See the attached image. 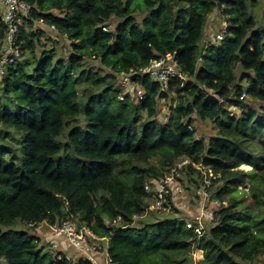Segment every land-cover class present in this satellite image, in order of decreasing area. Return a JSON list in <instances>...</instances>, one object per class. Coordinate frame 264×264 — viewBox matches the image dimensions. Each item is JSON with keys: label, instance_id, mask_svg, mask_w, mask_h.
<instances>
[{"label": "trees", "instance_id": "obj_1", "mask_svg": "<svg viewBox=\"0 0 264 264\" xmlns=\"http://www.w3.org/2000/svg\"><path fill=\"white\" fill-rule=\"evenodd\" d=\"M24 1L20 56L0 82V264H94L16 228L67 218L107 241L109 264H264V107L242 97L264 103V0ZM215 12L226 37L203 45ZM6 32L0 19V53ZM168 55L185 79L164 90L143 76L136 102L121 74ZM197 120L215 133L199 137ZM185 160L180 176L221 204L206 227L188 226L170 188L180 216L151 209L156 182Z\"/></svg>", "mask_w": 264, "mask_h": 264}, {"label": "built area", "instance_id": "obj_2", "mask_svg": "<svg viewBox=\"0 0 264 264\" xmlns=\"http://www.w3.org/2000/svg\"><path fill=\"white\" fill-rule=\"evenodd\" d=\"M0 10V19L4 24L7 25L6 37L3 40V47L0 53L1 81L5 72L4 66L7 63L14 62V58L20 56V47L17 43L18 33L20 30V26H22L23 24L24 19H26V17L31 14L32 8L24 0H0ZM108 28L109 27H104L103 29L108 31ZM222 32L223 33H219L217 35L220 41L221 39L223 40L226 37V30H223ZM172 57V55H168L166 58L154 59L146 67L132 68L130 71L122 73L120 76L121 83H123L125 87L130 89L131 91L138 92L141 95L140 99L145 98L143 89L141 88V86H139L138 83L143 76H150L154 81L160 83L164 90L167 89L171 80L176 78L185 79L183 70L177 64L176 60L172 61ZM187 163V160L179 162L178 165L173 168L172 173L170 175H168L165 179L159 181L160 184L157 185L156 190L152 194V197L155 200L153 205L151 206V209L153 211L159 212L172 210L171 205L168 203L167 196L169 188L173 195L176 194V191L172 188V186L169 185L170 181L168 180V178H174L175 175L179 174L178 169ZM205 179L207 184L211 183L207 177H205ZM147 188L149 189V185L147 186ZM220 206L221 204L219 203L217 204L216 208H219ZM194 223H203V219ZM194 223H191L189 221L188 226L192 227ZM30 226L32 227V224H30ZM37 227L38 226H35V228ZM52 235L58 237L59 239L63 238L67 240L69 242V245L81 251L86 248L90 250V247H92L93 251H95V242L100 239L95 233H93L89 229L78 230V228L72 223V220L69 218L65 219L61 224H56L53 227ZM52 245L54 248H57V240H54ZM97 254L98 250H96L95 254L92 257L85 255H83L82 257L87 258L92 263L96 264L98 262L96 259ZM110 261L111 259L109 258V263Z\"/></svg>", "mask_w": 264, "mask_h": 264}, {"label": "rangeland", "instance_id": "obj_3", "mask_svg": "<svg viewBox=\"0 0 264 264\" xmlns=\"http://www.w3.org/2000/svg\"><path fill=\"white\" fill-rule=\"evenodd\" d=\"M257 11L259 12L260 10H257ZM258 12L256 13V15L258 14ZM140 17L141 16H139V18ZM210 17L211 18L208 22L209 26L207 27V30L205 32L206 37L203 42V45L209 44V43L219 45L222 39L220 41L217 35L219 33H223L222 32L223 30H227L226 18L225 16H222L221 13L219 12H215ZM113 25H114V22H111V26H110L111 29H113ZM45 31L50 37H54L53 34L48 33L47 28L45 29ZM104 31L107 32V30H104ZM108 31H109V28H108ZM45 37L46 35L44 36V38ZM2 81H3V78L1 79L0 82ZM121 85L124 88V90H126L127 92L128 88H126L123 83H121ZM131 96L136 102L140 101L141 95L138 92L132 91ZM242 97H244L246 105L253 106L256 110H260L262 107H264V103L251 98L247 93H243ZM125 98L126 96H124L123 94L120 95V100H125ZM176 103H177L176 94H174L172 98L168 100L165 98L161 99V101L159 102V112L161 115L160 120L162 121L167 120V117L170 113L169 106L175 105ZM234 110L235 108H230L231 112ZM196 128H197V135L199 137L204 136L205 138H208L215 133V130L213 129V125L209 122L204 123V122H201L200 120H197ZM242 168L245 170L252 169L249 166H243ZM168 180L170 181L169 185L172 186V188L175 189L176 191V194L173 196L176 202L175 205L177 206V208L180 209L179 211H181L188 219H191L190 220L191 223L198 222L203 219L204 222L206 221L205 223V227H206L207 220L209 221L213 220L214 210L217 209L216 202L210 201L209 188L205 186L206 184L203 185L202 181L197 175H193V178H190L186 175V173L183 176H180V174H177L174 176V178L169 177ZM156 183L157 185L160 184V182H156ZM210 185L211 183L207 184V186H210ZM248 187H249V183H246L240 186V188H248ZM181 212H177L174 209L171 210V214H174L176 217L180 216ZM207 217H209L210 219H207ZM136 222H138V219L136 220ZM72 223L78 228V223L75 222L73 219H72ZM28 226L25 224L19 223L16 228L24 229L29 232L35 233L36 236L38 237L37 240L39 241L40 246L45 247L46 250H49L53 247L52 243L54 242V240H60L58 237L52 235V232H53L52 226H49L46 223H43L42 225L34 229L31 228L30 225ZM101 240L102 239H98L95 242L94 247H96V250H98V256L100 257V259H104V262H102V264H109V256H108L107 248H106L107 241L106 240L101 241ZM62 243L63 241H60V244ZM101 246H104L106 248L104 252L102 253L99 252L100 251L99 249H101ZM57 248H60V250H62L61 246ZM96 250L93 251L92 247H90V250H88L87 248L82 251L76 249L77 252H73L74 255H68V258L76 260V259H80L83 255L92 257L95 254ZM202 259H204L203 252L201 250L196 251L194 253V260L199 261Z\"/></svg>", "mask_w": 264, "mask_h": 264}, {"label": "water", "instance_id": "obj_4", "mask_svg": "<svg viewBox=\"0 0 264 264\" xmlns=\"http://www.w3.org/2000/svg\"><path fill=\"white\" fill-rule=\"evenodd\" d=\"M175 60V55L172 57V61Z\"/></svg>", "mask_w": 264, "mask_h": 264}]
</instances>
